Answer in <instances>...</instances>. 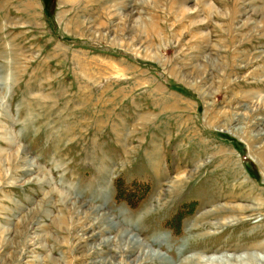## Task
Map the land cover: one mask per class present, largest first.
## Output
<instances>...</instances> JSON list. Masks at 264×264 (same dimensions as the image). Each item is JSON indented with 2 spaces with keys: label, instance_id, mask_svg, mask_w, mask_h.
<instances>
[{
  "label": "rangeland",
  "instance_id": "obj_1",
  "mask_svg": "<svg viewBox=\"0 0 264 264\" xmlns=\"http://www.w3.org/2000/svg\"><path fill=\"white\" fill-rule=\"evenodd\" d=\"M49 19L0 0V264H139L122 231L152 264L264 258V0Z\"/></svg>",
  "mask_w": 264,
  "mask_h": 264
},
{
  "label": "bare ground",
  "instance_id": "obj_2",
  "mask_svg": "<svg viewBox=\"0 0 264 264\" xmlns=\"http://www.w3.org/2000/svg\"><path fill=\"white\" fill-rule=\"evenodd\" d=\"M182 181H183V177H178L177 180L173 183V185L174 186L179 185L182 183ZM232 210L233 211H241L242 207H235ZM232 218H236V217L230 216L227 221L223 222V225L224 224L227 225L228 223L232 222L234 220ZM119 239L123 242L125 240V242H126V243L122 244L123 248L121 249V251L123 252L122 254L125 255V258L127 256H130L133 253H136L135 251H137L138 249L142 250L143 253L140 255V257L137 260L139 262V264H152L153 261L157 260L158 259L157 257L160 256V254H158V252L153 253L152 250H150V249L145 250L144 245L140 244L141 242L139 243V240H137L136 237L133 236L129 231H122L119 234ZM148 246H150V245H148ZM203 257L204 256H202V254H196V255L194 254L192 256L185 257L178 264H226V263L229 264L230 262H232L234 264H247L246 262H249L250 264H254V263L259 264V262H261V264L262 263L264 264V258H261L260 256H253L252 257V255H250V254H248L247 257H237L236 255H223L221 257H216V258H203ZM129 263L130 262H127L126 264H129ZM161 264H167V263L162 262Z\"/></svg>",
  "mask_w": 264,
  "mask_h": 264
},
{
  "label": "trees",
  "instance_id": "obj_3",
  "mask_svg": "<svg viewBox=\"0 0 264 264\" xmlns=\"http://www.w3.org/2000/svg\"><path fill=\"white\" fill-rule=\"evenodd\" d=\"M56 10V0H44L45 16L48 20L54 16ZM52 23V22H50Z\"/></svg>",
  "mask_w": 264,
  "mask_h": 264
},
{
  "label": "crops",
  "instance_id": "obj_4",
  "mask_svg": "<svg viewBox=\"0 0 264 264\" xmlns=\"http://www.w3.org/2000/svg\"><path fill=\"white\" fill-rule=\"evenodd\" d=\"M34 4L36 5V0H33ZM34 11L36 12L37 11V6L36 8L34 9ZM37 13V12H36Z\"/></svg>",
  "mask_w": 264,
  "mask_h": 264
}]
</instances>
